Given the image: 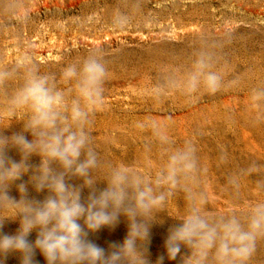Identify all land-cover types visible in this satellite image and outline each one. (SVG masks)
Masks as SVG:
<instances>
[{
    "label": "rangeland",
    "instance_id": "1",
    "mask_svg": "<svg viewBox=\"0 0 264 264\" xmlns=\"http://www.w3.org/2000/svg\"><path fill=\"white\" fill-rule=\"evenodd\" d=\"M117 13L130 19L123 29L113 26ZM92 53H99L108 69L104 105L85 125L99 161L97 191L107 187L105 178L119 165L154 180L168 153L190 143L199 171L195 182L187 183L197 196L206 197L205 211L216 218L235 213L246 220L249 208L264 200V95H254L264 93V0H0V68H13L27 57L53 78L70 103L74 84L62 80V70ZM201 55L222 75L223 87L215 94L201 90L188 95L182 83ZM23 82V72H18L0 86V135L23 132L27 113L8 110ZM153 124L171 143L155 137ZM7 154L21 159L15 149ZM40 162L38 155L29 158V171L9 186L11 197L20 200L23 183L29 200L45 199L48 191L37 192L30 182ZM230 178L236 183L230 184ZM68 182L83 183L77 178ZM89 192L82 188V201ZM187 195L175 189L150 222L145 244L149 264L161 255L163 264H181V256L190 255L182 247L176 260H168L165 247L169 229L187 212ZM15 212L0 208L3 234L15 235L20 228ZM127 234L128 220L121 215L114 226L89 232L87 238L107 251ZM36 238L37 230L27 237L31 243ZM0 260L21 264L19 253ZM34 260L47 264L38 249ZM246 264H264V238L257 240Z\"/></svg>",
    "mask_w": 264,
    "mask_h": 264
},
{
    "label": "clouds",
    "instance_id": "2",
    "mask_svg": "<svg viewBox=\"0 0 264 264\" xmlns=\"http://www.w3.org/2000/svg\"><path fill=\"white\" fill-rule=\"evenodd\" d=\"M129 22L126 14L117 13L113 26L123 29ZM18 72H23L24 82L10 97L8 110L12 114L26 112L27 119L23 132L11 137L0 135V208L15 209L20 228L15 235L0 232V257L19 253L21 264H37L34 256L38 249L47 264H149L145 244L150 222L177 188L188 194L189 205L186 214L178 219L180 223L169 229L165 243L168 260H176L182 247L189 249L190 255L181 256V264H246L252 257L257 240L264 238V200L249 208L246 220L235 213L211 216L204 209L206 197L197 196L187 183L195 182L199 171L196 149L190 143L168 153L154 180L119 165L105 178L107 187L97 191L94 171L99 161L90 147L91 137L85 125L90 115L104 105L103 85L108 69L99 53L63 68L62 80L74 84L75 97L70 103L53 78L41 74L27 57L13 68H0V86ZM222 87V75L203 55L197 56L182 83L188 95L201 90L215 94ZM152 127L162 144L171 143L159 125ZM25 132L33 139L29 140ZM10 149L20 154L19 162L8 156ZM33 154L40 156L41 162L34 168L30 182L37 192L47 190L49 194L43 201L29 200L22 183L17 201L8 194L9 186L29 171L27 161ZM72 178L83 183L75 186L68 182ZM229 183L235 184L236 179L230 178ZM84 187L90 192L82 201ZM121 215L128 220L123 243H113L106 251L87 238L89 232L114 226ZM33 230H37V238L31 243L27 237ZM164 260L161 255L156 264Z\"/></svg>",
    "mask_w": 264,
    "mask_h": 264
}]
</instances>
